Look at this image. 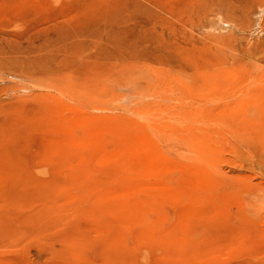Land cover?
I'll return each instance as SVG.
<instances>
[{
  "label": "rangeland",
  "instance_id": "rangeland-1",
  "mask_svg": "<svg viewBox=\"0 0 264 264\" xmlns=\"http://www.w3.org/2000/svg\"><path fill=\"white\" fill-rule=\"evenodd\" d=\"M0 264H264V0H0Z\"/></svg>",
  "mask_w": 264,
  "mask_h": 264
}]
</instances>
